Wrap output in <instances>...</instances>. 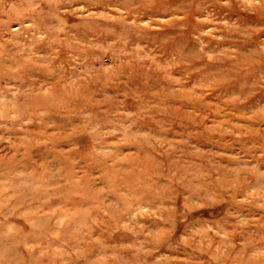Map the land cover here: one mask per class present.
<instances>
[{
	"label": "rangeland",
	"instance_id": "rangeland-1",
	"mask_svg": "<svg viewBox=\"0 0 264 264\" xmlns=\"http://www.w3.org/2000/svg\"><path fill=\"white\" fill-rule=\"evenodd\" d=\"M0 264H264V0H0Z\"/></svg>",
	"mask_w": 264,
	"mask_h": 264
}]
</instances>
